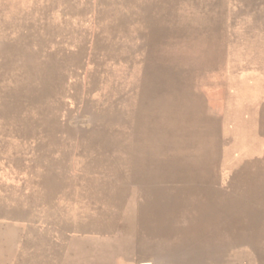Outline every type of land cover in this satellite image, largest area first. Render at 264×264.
<instances>
[{
    "label": "rangeland",
    "instance_id": "1",
    "mask_svg": "<svg viewBox=\"0 0 264 264\" xmlns=\"http://www.w3.org/2000/svg\"><path fill=\"white\" fill-rule=\"evenodd\" d=\"M255 52L264 0H0V264H264L227 186Z\"/></svg>",
    "mask_w": 264,
    "mask_h": 264
},
{
    "label": "crops",
    "instance_id": "2",
    "mask_svg": "<svg viewBox=\"0 0 264 264\" xmlns=\"http://www.w3.org/2000/svg\"><path fill=\"white\" fill-rule=\"evenodd\" d=\"M255 54L239 69V140L236 148L233 136L228 139L227 186L229 193L240 186L241 224L264 232V58Z\"/></svg>",
    "mask_w": 264,
    "mask_h": 264
}]
</instances>
